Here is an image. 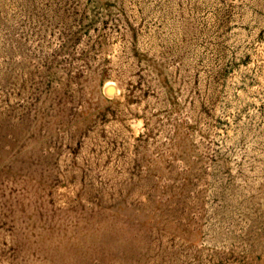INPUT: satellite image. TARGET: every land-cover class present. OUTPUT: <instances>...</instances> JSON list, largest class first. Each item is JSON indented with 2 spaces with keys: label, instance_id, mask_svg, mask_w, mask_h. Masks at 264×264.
<instances>
[{
  "label": "rangeland",
  "instance_id": "rangeland-1",
  "mask_svg": "<svg viewBox=\"0 0 264 264\" xmlns=\"http://www.w3.org/2000/svg\"><path fill=\"white\" fill-rule=\"evenodd\" d=\"M0 264H264V0H0Z\"/></svg>",
  "mask_w": 264,
  "mask_h": 264
},
{
  "label": "water",
  "instance_id": "water-1",
  "mask_svg": "<svg viewBox=\"0 0 264 264\" xmlns=\"http://www.w3.org/2000/svg\"><path fill=\"white\" fill-rule=\"evenodd\" d=\"M107 91L113 93L114 89H113V87H107Z\"/></svg>",
  "mask_w": 264,
  "mask_h": 264
}]
</instances>
